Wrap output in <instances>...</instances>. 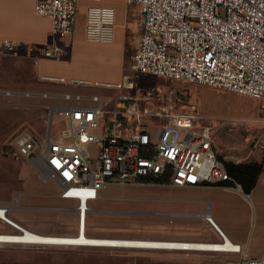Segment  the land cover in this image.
<instances>
[{
  "label": "built area",
  "instance_id": "obj_1",
  "mask_svg": "<svg viewBox=\"0 0 264 264\" xmlns=\"http://www.w3.org/2000/svg\"><path fill=\"white\" fill-rule=\"evenodd\" d=\"M125 1L139 6L143 25L130 63L133 71L190 80L264 99V0ZM35 11L51 19L50 41L38 45L0 35V54L65 56L77 22L78 0H37ZM116 24L114 6L87 8L85 35L89 40H112ZM90 98L95 104L60 107L69 128L56 137L49 132L40 141L32 132L23 130L14 140L18 153L30 158L44 179H53L60 185L62 197L77 200L78 234L83 233L89 202L99 197V189L109 183L221 184L242 190L218 155L211 128L198 122L199 114L170 113L168 105L144 106L140 110L129 104L127 111L136 115L132 130L98 132L103 119L100 97L93 94ZM145 98H151L149 92ZM114 113L124 111L117 109ZM143 115L169 118L158 129L148 130L142 126ZM87 144H94L98 153ZM257 145L264 153V137ZM0 207L10 217V206ZM205 218L212 222L209 212ZM5 223L13 227L14 233L22 231ZM211 225L221 238L214 245L192 246L187 242L181 248L171 239L174 243L164 248L237 253L238 264H264V254L248 257V246L244 248L235 241L227 244L226 233ZM0 242L18 243L2 236Z\"/></svg>",
  "mask_w": 264,
  "mask_h": 264
},
{
  "label": "rangeland",
  "instance_id": "obj_2",
  "mask_svg": "<svg viewBox=\"0 0 264 264\" xmlns=\"http://www.w3.org/2000/svg\"><path fill=\"white\" fill-rule=\"evenodd\" d=\"M127 47V52L131 54L127 56L125 79L119 85L106 87L103 93H97L103 110L98 132L132 130L136 115L127 111L129 104L140 110L144 106L160 108L168 105L170 113L199 114L198 122L211 128L215 148L224 161L262 163V171L248 193L221 184L170 187L161 183H128L123 186L109 183L99 189L104 198L91 200L89 205L93 210L88 213V225L92 224L98 234L124 235L115 237L219 241L221 238L204 217L209 212L233 241L238 242V237L249 238V243L241 242L244 248L248 246V257L262 256L264 153L257 143L264 137V99L190 80L137 73L130 68L132 55L136 52L135 41H129ZM3 76L22 83L12 80L0 82V90H18L24 95L21 103H16L8 91L3 92L6 93L5 98H0V204L11 205L10 217L34 231L35 221L45 226H54L55 222L71 224L78 221L77 213L72 210L58 212L25 207V204H35L34 194L31 195L33 201L30 199L29 202L25 200V195L20 194L26 191L50 192V198L46 199V203L50 204L55 198L54 203L61 204L63 198L57 196L60 185L53 179H44L30 158L18 153L14 145L16 135L19 131L27 130L42 141L51 121L53 137L68 129L69 123L56 120L59 111H55L53 117L49 107L35 98L32 85L35 81L34 64L31 61L23 60L19 64L0 62V77ZM130 82L132 85H129ZM148 92L151 98H145ZM72 101L95 104L90 99L74 98ZM117 109L124 113H114ZM168 118L167 115H143L142 126L156 130ZM87 147L98 153L94 144H87ZM96 208L98 210H94ZM12 231L13 227L0 219V232ZM42 246L0 243V264H92L72 259L77 253L74 246H50L60 256L35 248ZM119 250L126 254L124 260L128 264H238L237 253L143 247ZM93 264L116 263L103 260Z\"/></svg>",
  "mask_w": 264,
  "mask_h": 264
},
{
  "label": "crops",
  "instance_id": "obj_3",
  "mask_svg": "<svg viewBox=\"0 0 264 264\" xmlns=\"http://www.w3.org/2000/svg\"><path fill=\"white\" fill-rule=\"evenodd\" d=\"M36 1L37 0H0V35L15 39H26L38 45H45L48 43L51 37L52 22L49 17L36 13ZM92 5H109L115 7L117 11V24L115 36L112 40L94 41L89 40L86 37V11L87 8ZM142 31L143 25L141 22V12L139 6L136 4H127L125 0H78L77 22L74 32L70 36L66 45V54L64 57L53 58L42 55L37 56L35 54L31 56L0 54V62L11 61L19 64L20 62L22 63L23 60L31 61L34 64L35 81L32 85L35 90V98L40 100L41 104L49 107L53 117H55V111L58 110L59 113L56 116V120L66 122L67 120L60 113V107L64 105L83 104L74 103L72 100H74V98L78 100H92L90 98L91 95L101 93L106 90V87L119 85L123 79H125L127 56L131 54L127 52L128 42H132V40L135 41L137 48V39ZM10 80L14 83H22V81L18 79H10L9 77L4 76L0 77L1 83L8 82ZM4 91H8V93L15 98L16 103L22 102L21 98H23V92L18 90H0V98L6 97V93H3ZM67 94L71 96L67 97ZM77 95H80L81 97L78 98ZM20 117H22V115ZM52 123L53 121H51L50 128L45 133V136L47 133L52 132ZM166 185L170 187H186L170 184ZM20 194L25 195V200L27 202H29L32 198V194L35 195V204H25V207L35 208V210H56L58 212L72 210L78 215V221H74L71 224H60V222H55L54 226H45L44 223L35 221L36 232L48 235H77L79 233V214L76 207V199L62 197L59 193H57V196L63 198L61 204L54 203L56 202V198H52L54 201L50 204L46 203V199L51 196L50 192L38 190L26 191ZM20 194L18 201L20 200ZM104 197L105 195L101 194L96 199ZM31 201L33 200L31 199ZM9 206L10 208L12 207L11 205ZM91 210H93V208L90 207L89 211ZM94 210H98V208ZM87 218L84 232L87 234V231H89V234H87L89 236H124L117 234H98L92 224L88 225ZM237 241L239 243H244L246 241L249 243V238L247 236L238 237ZM42 245L44 246L35 248L37 250H49L55 254H57V252L51 249L50 246H74L76 247L75 249L77 250V253L74 257H72V259L77 258L83 261H89L92 264L100 263V261L103 260L112 261L116 264H128L126 263L127 260H124L126 259V254L119 250V248H127L125 246L119 247L115 245L109 246L91 244ZM57 255H59V253Z\"/></svg>",
  "mask_w": 264,
  "mask_h": 264
},
{
  "label": "bare ground",
  "instance_id": "obj_4",
  "mask_svg": "<svg viewBox=\"0 0 264 264\" xmlns=\"http://www.w3.org/2000/svg\"><path fill=\"white\" fill-rule=\"evenodd\" d=\"M129 85H132V82L129 83ZM205 217V214H204ZM0 218H2L5 222L8 221L9 223L13 224L14 226L19 227L22 229L20 233H14V232H7V233H0L1 236L7 240L16 241L18 243H27V244H91V245H115V246H125V247H143V248H159L165 249V246L170 245L171 239H153V238H129V237H108V236H89L84 232L83 227V233L78 235H48V234H41L39 232H36L32 229H29L17 221H15L13 218L9 217L6 213H3L1 207H0ZM211 224L215 225L222 233L223 230L219 226V224L215 221L214 218H212ZM3 234V235H1ZM227 244H234V241L226 234ZM176 244L181 248H183V244L189 243L192 244V246H196L199 244H206V245H214L215 243H218V241H201V240H174ZM33 242V243H29ZM1 243V242H0ZM171 250H178V249H171Z\"/></svg>",
  "mask_w": 264,
  "mask_h": 264
},
{
  "label": "trees",
  "instance_id": "obj_5",
  "mask_svg": "<svg viewBox=\"0 0 264 264\" xmlns=\"http://www.w3.org/2000/svg\"><path fill=\"white\" fill-rule=\"evenodd\" d=\"M224 161V160H223ZM229 174L242 186L246 193L255 186L257 178L262 171V163L258 162H227L224 161ZM264 163V161H263Z\"/></svg>",
  "mask_w": 264,
  "mask_h": 264
}]
</instances>
